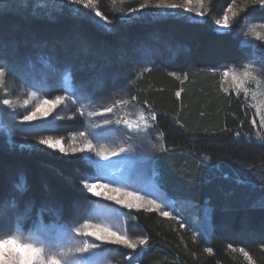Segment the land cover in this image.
I'll use <instances>...</instances> for the list:
<instances>
[{
  "label": "trees",
  "instance_id": "obj_1",
  "mask_svg": "<svg viewBox=\"0 0 264 264\" xmlns=\"http://www.w3.org/2000/svg\"><path fill=\"white\" fill-rule=\"evenodd\" d=\"M7 1L9 5L16 3ZM28 1L29 7L41 3V0ZM58 1L61 0H49L48 4H52L46 11L56 13L51 8L59 7L61 15L41 14L39 17L45 20L33 22L30 30L36 37L43 36V42L63 38L61 35L67 33L90 39L95 46L105 43L111 51L122 38L129 41L120 44L127 49L137 38L155 30L168 36L179 49L170 58H156L153 67L143 70L131 82L107 80L96 89L103 97L124 89L135 97L139 106L155 114L153 126L161 133L164 146L162 153L154 155L159 186L179 204L193 201L213 209V234L209 241L201 235L196 237L189 224L182 229L174 218L146 210L134 212L147 238L146 250L138 253L140 263L250 264L243 261L242 252L238 251L243 248L257 264H264V207L260 206L264 200V143L251 140L255 136L252 111L242 97L227 94L222 88L221 71L231 65H242L246 60L244 39L236 34L239 27L236 23L242 13L235 17L233 22H236L227 33L216 29L215 20L223 17L220 15L232 0H208L207 12L200 23L174 17L154 20L143 15L133 17L123 9L120 0H94L111 24L110 30L90 23L89 13L93 10L89 2L85 1L89 5L85 7L71 4L70 0H62L58 6L55 4ZM2 11L6 14L0 18V43H6L12 37L10 27L15 19L10 21V17L16 14L20 17L18 22H28L33 10L12 6ZM40 11V7L34 10L38 14ZM50 26L55 29L46 30ZM43 29L46 31L42 32ZM21 39L29 43L27 36ZM27 48L31 49V45ZM14 49L15 46L7 51V64L15 73L30 68L31 73L19 75L25 83L39 74L37 79L48 89L70 71H63V67H72L65 57L39 65L17 60ZM173 74L180 75L181 79ZM6 142L0 135L1 208H5L1 200L6 196L17 199L20 206L32 201L34 205H30L34 209L40 203L52 206L48 210L62 205L66 214H62L61 221L68 225L74 223L76 213L72 202L89 205V199L79 189L85 171L80 164L51 154L45 148L9 149ZM19 170L23 171L20 179L16 175ZM5 175L9 180H2ZM21 180L26 182V189L17 187ZM18 209L19 205L0 214V231L8 232L12 228L14 211ZM209 248L211 253L206 251Z\"/></svg>",
  "mask_w": 264,
  "mask_h": 264
},
{
  "label": "rangeland",
  "instance_id": "obj_2",
  "mask_svg": "<svg viewBox=\"0 0 264 264\" xmlns=\"http://www.w3.org/2000/svg\"><path fill=\"white\" fill-rule=\"evenodd\" d=\"M15 1L16 3L13 2L9 5L7 0H0V18L6 14L2 10L10 9L12 6L23 10L32 8L33 13H31V21L28 20V22L26 20L18 22L17 19L20 17L16 14L11 16L10 21L15 18L10 27L12 37L6 43H0L2 55L0 65L9 70L3 83H0V135L8 141L6 143L10 145L9 149L41 148L43 150L45 148L51 154L79 163L81 170H85L84 175H81L82 181L90 176H99L98 181L91 179L87 182L107 184L112 188L135 193L144 199L132 201L134 204H141L142 207L128 208L103 195L96 196L87 192L81 181L79 189L89 199V205L80 204L77 201L72 202L71 206L75 210L76 220L70 225L61 221L62 214H66V209L62 205H57L52 209L56 211H52L48 210L52 206L41 203L39 204L41 206H36V209L34 206L31 208V214L24 218L22 223H17L25 205H34V203L29 201L20 206L19 201L11 196L2 198V206L5 208L0 206V214L4 210H10L19 205V209L14 211L16 214L14 223L17 227H22L26 234L24 242H34L38 246H43L46 254L66 251L69 248L74 249L85 241L95 242L98 245L97 248L91 249L79 257H73V259H78L80 264H141L138 260V253H143L147 245L138 243L139 238H146L145 232L135 218L134 212L139 210L156 212L160 216H162L161 211H167L170 215L166 218H174L175 221L183 225L182 229L189 227V224L196 237L201 235L206 241H209L213 234L212 207L193 201H181V209L179 201L168 196L158 184L157 173L154 170L156 161L154 155L162 153L164 146L161 133L153 126L152 114L139 106L124 89H119L107 97L99 96L96 91L98 85L101 87L107 80L111 83L120 79H124L125 82L133 81L143 70L153 67L156 58L162 59L164 56L170 58L179 52L178 46L173 45L168 36L164 37L161 32L158 33L155 30L149 31L148 35L146 32L145 37L137 38V41L129 44L127 49L121 45L129 41L122 38V41L116 44L111 51L105 43L96 42L95 46V43L90 39L89 42L87 38L81 39L79 36L67 35V33L61 35L65 36L63 38L56 37L55 40L49 38L47 42H43V36L36 37L33 32H30L33 24L45 20L39 17L41 14L61 15V9L59 7L51 8L56 13L47 12L46 10L52 4H48L49 0H41L39 5L33 3L32 7H29L28 0ZM85 1L92 4L93 13L90 12L88 18L90 23L110 30L111 24L104 19L97 3L94 0ZM120 1L121 4H124L123 9L130 11L129 15L133 17L143 15L149 16L152 20L174 17L196 23L204 20L208 4V0H165L166 3L175 4L178 7L157 8L155 5L159 0ZM59 2L63 1H58L55 4L61 6ZM142 4L147 7L141 8ZM229 5L232 6V11L227 12L229 27L222 28L217 25L216 29L219 33H227L236 22H233L235 17L240 12L242 13L240 19L237 20L239 23H236L237 26L239 24L236 34L244 39L242 46L246 60L242 65H231L221 71L222 88L227 94L242 97L241 100L252 111L255 136L251 140L264 143V4L255 3L253 0H232ZM36 7L41 8V13L34 12ZM97 11L101 13V16L96 15ZM225 12H222L220 16H224ZM82 17H86V15H82ZM48 29H55V27L50 26L46 28V30ZM46 30L43 29L42 32ZM22 36H27L29 43L23 41ZM27 44L31 45V49L27 48ZM14 46L17 60L39 65L65 57L71 62L72 67H63V71H70L63 78H59L57 86L53 85L47 89L43 82L37 79L36 76L39 74L25 83L20 81L19 75L25 74L26 76L31 73L28 71L30 68L19 69L15 73L7 64L9 62L7 61V51L12 50ZM182 49L184 51L183 47ZM29 66L31 67V65ZM246 68L250 72L249 76H243ZM224 71H228L230 74L225 77ZM233 74H235L236 80H233ZM173 75L181 79L180 75ZM15 78L19 79L17 83H15ZM99 81H101L100 84H98ZM57 96H64L65 102L57 105L47 117H38L30 122L23 120V116L34 111L43 100H54ZM3 99L11 100L12 105L3 104ZM120 100L131 101V103L126 106L117 105L111 113L104 112L106 107ZM89 113L94 114L89 115ZM141 114L145 116V120H140ZM105 119L111 120L113 123L107 126L109 131L102 136H97V133L102 131L97 128V125L103 124ZM116 120H130L134 125L139 122L141 130L138 132L129 131L123 124L117 125ZM145 123L150 125L146 130L143 128ZM81 132H84L85 136H81ZM48 138L54 141L60 140L61 143L55 149L39 143L41 139ZM86 139L92 141L93 151H77L75 153L71 151L73 147L81 148ZM121 146L129 151L116 156L110 155L111 151L118 150ZM60 147L65 148L66 151L61 152ZM101 147L106 153H109L108 159L96 156V151ZM22 173L21 170L16 171L17 178L20 179ZM2 180L9 179L5 175ZM96 191L103 193L105 189L97 187ZM149 200H155L161 205V208L155 209L147 203ZM75 203L77 205L74 207ZM84 207L86 210L83 211ZM185 215L186 217H184ZM85 220L92 224L106 226L117 234L126 236L136 243L137 247L132 249L124 245L101 243L96 241L95 237L74 233L72 229L80 227ZM29 221L31 222L30 226L25 229V225ZM27 235L32 236L31 241L27 239ZM238 251L241 252L240 249ZM240 254H242L244 262L257 264L250 254L251 260L243 252Z\"/></svg>",
  "mask_w": 264,
  "mask_h": 264
},
{
  "label": "snow or ice",
  "instance_id": "obj_3",
  "mask_svg": "<svg viewBox=\"0 0 264 264\" xmlns=\"http://www.w3.org/2000/svg\"><path fill=\"white\" fill-rule=\"evenodd\" d=\"M255 3L264 4V0H253ZM71 4L74 5H80L84 4L85 7H88V4H85V0H70ZM147 7V5L142 4L141 8ZM157 8H177L178 5L175 4H168L165 2V0H159V2L155 5ZM132 11H135V9H132ZM232 11V6L229 5L227 11L225 12L223 19H217L215 20L216 25H220L222 28L229 27L228 23V16L227 12ZM235 15V13H233ZM97 16H101V13L99 11L96 12ZM106 20V18H104ZM8 69L0 65V83H3L5 77L8 74ZM230 73L228 71H224L223 75L227 77ZM250 72L246 68L243 72V76H249ZM233 80H236L235 74H233ZM179 92H177V95L179 96ZM34 95V94H33ZM64 96H57L54 100H43L39 105H37L36 109L34 111L29 112L27 115L23 116L24 121H34L38 117H47L49 113L57 106L65 102ZM135 100V97L132 98ZM3 104L5 105H12V101L9 99H3ZM75 103V101H73ZM131 101L126 100H120L117 101L115 104L108 106L104 109V112L111 113L113 112V109L117 106H126ZM83 114V113H81ZM94 113H89V115H93ZM151 119H155V114H152ZM140 120H145V116L141 114ZM113 121L105 119L103 121V124L97 125V128L102 129L101 132L97 133V136H102L105 134V132L109 131L107 128L108 125L112 124ZM115 123L117 125L123 124L129 131L132 132H138L141 130V124L137 122L135 125L130 120H116ZM150 125L145 123L143 125V128L146 130L149 128ZM81 136H85L84 132L80 133ZM239 135V134H237ZM42 145H47L50 148H57L60 145V140H52L51 138L48 139H41L39 141ZM94 145L91 140H87L84 143V145L81 148L73 147L71 151L73 153L80 151H93ZM61 152H65L66 149L63 147H60ZM129 149L121 146L118 150L111 151L110 155L116 156L121 153L128 152ZM96 156L100 157L102 159H108L109 153H106L103 148L101 147L100 150L96 151ZM95 179L99 180V176H90L87 177L83 183V188L87 190V192H90L96 196H105L109 200H115L117 204H124L128 208L133 207H142L141 204L132 203L133 200L140 201L144 198L127 191H122L119 188H112L109 187L107 184H99V183H89L88 180ZM17 187L20 189H26V182L21 180L18 182ZM104 188L105 191L103 193L96 191V188ZM111 193V194H110ZM128 198V199H126ZM147 203L151 206H153L155 209H160L161 205L158 204L155 200H149ZM260 206L264 207V200L260 202ZM31 205L26 204L22 213L20 214L17 223H22L23 219L28 217L31 214ZM161 215L168 217L170 215L167 211H161ZM183 226V225H181ZM83 230V231H82ZM72 231L76 234H82L84 236H92L95 237L96 241H100L101 243H113L118 245H124L128 248L135 249L137 247L136 243H133L131 240H129L126 236L117 234L116 232L112 231L106 226H100L97 224L89 223L87 220L80 226L72 229ZM26 237V234L24 233L22 227H17L16 223L13 224L12 228L8 232H2L0 231V264H80V261L78 259H73V257H79L84 253L89 252L91 249H95L98 247V245L95 242L89 243L87 241L83 242L81 246L76 247L74 249L69 248L66 251H60L58 253L54 254H46L45 248L43 246H38L34 242H24V238ZM27 239L29 241L32 240L31 235H27ZM139 245H146L147 239L146 238H139L138 239ZM234 250V249H233ZM209 253L212 252V249H207ZM241 252L251 260V257H249V254L244 251V249H241ZM63 258V259H62Z\"/></svg>",
  "mask_w": 264,
  "mask_h": 264
}]
</instances>
